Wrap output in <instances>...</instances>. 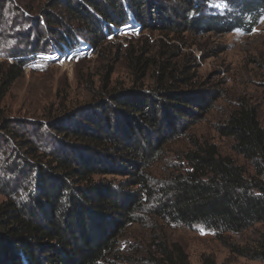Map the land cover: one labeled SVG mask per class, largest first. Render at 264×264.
<instances>
[{"label": "trees", "instance_id": "trees-1", "mask_svg": "<svg viewBox=\"0 0 264 264\" xmlns=\"http://www.w3.org/2000/svg\"><path fill=\"white\" fill-rule=\"evenodd\" d=\"M165 5L169 15L163 18ZM263 5L264 0H50L48 7L58 14L45 13L44 34L26 42L34 52L50 46L47 35L63 47L71 46L72 33L94 42L104 28L146 25V19L148 27L166 30L253 28ZM22 55L11 54L0 72V103L23 73ZM152 95L112 91L37 124L13 121L0 109V264L108 262L125 227L138 221L147 169L204 111L189 92L158 88ZM219 134L232 140V152L253 176L214 146L196 147L185 154L184 172L171 177L153 216L212 232L216 239L264 223V125L256 108L240 103ZM155 249L159 264H173V258L188 264L176 245L169 250L158 242ZM237 253L264 261V240ZM202 264L214 263L206 258Z\"/></svg>", "mask_w": 264, "mask_h": 264}, {"label": "rangeland", "instance_id": "rangeland-1", "mask_svg": "<svg viewBox=\"0 0 264 264\" xmlns=\"http://www.w3.org/2000/svg\"><path fill=\"white\" fill-rule=\"evenodd\" d=\"M49 2L0 0V72L12 62L11 54L22 53L26 64L0 103L6 118L37 124L112 91L152 95L158 88L189 92L204 109L184 133L164 145L147 169L149 193L142 192L138 221L125 227L106 264H159L158 242L169 250L180 247L188 264H202L206 258L214 264H264L237 253L264 240V223L216 239L212 232L168 224L151 214L171 177L184 172L185 154L196 147L214 146L220 156L231 158L253 176L251 167L232 152V140L219 134V127L240 103L256 108L264 125V5L253 28L166 30L148 27L151 22L146 19V25L129 22L117 29L104 28L94 42L72 33L71 46L66 47L47 35L44 43L50 46L34 52L26 42L28 36L33 40L44 34L45 13L58 14L50 10ZM167 15L168 8L163 18ZM51 27L56 29L55 24ZM6 146L1 143L2 149ZM172 262L177 264L174 258Z\"/></svg>", "mask_w": 264, "mask_h": 264}, {"label": "snow or ice", "instance_id": "snow-or-ice-1", "mask_svg": "<svg viewBox=\"0 0 264 264\" xmlns=\"http://www.w3.org/2000/svg\"><path fill=\"white\" fill-rule=\"evenodd\" d=\"M202 234H203V232H202Z\"/></svg>", "mask_w": 264, "mask_h": 264}]
</instances>
